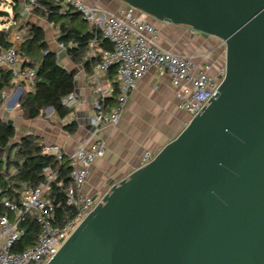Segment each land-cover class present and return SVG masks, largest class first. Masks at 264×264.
<instances>
[{"label":"water","instance_id":"obj_1","mask_svg":"<svg viewBox=\"0 0 264 264\" xmlns=\"http://www.w3.org/2000/svg\"><path fill=\"white\" fill-rule=\"evenodd\" d=\"M119 1L220 39L225 74L202 111L112 184L48 264H264V0Z\"/></svg>","mask_w":264,"mask_h":264},{"label":"built area","instance_id":"obj_2","mask_svg":"<svg viewBox=\"0 0 264 264\" xmlns=\"http://www.w3.org/2000/svg\"><path fill=\"white\" fill-rule=\"evenodd\" d=\"M62 9L71 7L88 22L95 33L110 44V48H97V61L92 66L87 82L94 96L90 124L94 132L103 126L116 125L124 110L129 94L136 88L138 80L150 69L165 76L175 87V98L180 110L189 119L200 113L209 103L219 83L222 81L224 64L213 68L211 63L197 64L191 56L175 53L159 44V32L155 24L134 7L122 3L116 11H108L84 0H56ZM35 0H23V9L30 12ZM21 34L14 33L9 45H0V69L10 71L14 87L0 91V110L6 104L15 102L24 92L35 89L36 67L25 63L18 53ZM91 41V49L95 45ZM63 48V44L60 43ZM114 70V81L107 78ZM114 102H110L111 98ZM73 93L64 98L70 107ZM100 139L85 140L71 152H65L57 143H45L42 153L57 162L55 167L43 168L44 178L35 186L26 188L19 200L3 193L0 187V264H48L62 243L68 238L80 221L93 209L104 194L94 201L82 192L89 169L96 157L103 153ZM150 152L142 156V165L153 158ZM67 161L70 167V184L62 201L49 198L51 185L57 178L59 166ZM32 214L39 226L36 238L30 246L20 249L26 230L21 226Z\"/></svg>","mask_w":264,"mask_h":264},{"label":"crops","instance_id":"obj_3","mask_svg":"<svg viewBox=\"0 0 264 264\" xmlns=\"http://www.w3.org/2000/svg\"><path fill=\"white\" fill-rule=\"evenodd\" d=\"M84 1L108 11H116L122 5L119 0ZM12 2L18 4L19 22L11 20L10 24L21 25L22 21L29 20L41 26L50 50L73 75L75 83L71 112L66 117L59 119L52 107H46L43 115L25 120L19 110L17 119H13L15 137L34 135L42 144H59L65 152H71L85 140L100 139L104 145L103 153L93 161L87 181L82 187L84 194L92 198L99 197L108 192L112 184L141 166L144 153L155 155L173 139L185 127L189 116L178 108L175 87L169 79L158 75L152 68L138 80L136 88L127 97L119 122L114 126H103L94 132L90 124L94 96L87 82L88 75L82 66L72 63L66 56L56 40V30H53L52 24L31 12L25 17L23 0H10L11 9ZM139 16L148 18L143 14ZM151 21L158 29L159 44L162 47L189 55L199 65L208 62L213 68H218L224 64L225 47L220 39L192 32L186 26ZM14 33L21 34V31L11 30L9 42ZM107 78L114 81L110 75ZM9 108H13L12 103L7 105V109ZM0 111L5 114L4 109ZM72 121L77 127L70 133L65 129V124Z\"/></svg>","mask_w":264,"mask_h":264},{"label":"trees","instance_id":"obj_4","mask_svg":"<svg viewBox=\"0 0 264 264\" xmlns=\"http://www.w3.org/2000/svg\"><path fill=\"white\" fill-rule=\"evenodd\" d=\"M31 13L44 18L56 28V40L63 44L64 53L70 61L82 66L85 73H91L92 66L97 61V48L109 49L107 40L95 33L92 26L81 18L78 12L71 7L62 9V4L56 0H35ZM14 21L19 20L18 4L12 2ZM11 25L0 29V45H9L8 35ZM21 42L18 53L25 59V63L36 67L35 89L33 92H24L19 99V110L23 119H34L44 114L46 107H52L55 115L62 119L66 117L71 108L63 100L74 92L75 83L73 75L64 68L57 59V55L50 50L43 28L29 20L22 21L19 29ZM95 39V45L90 43ZM108 75L114 79V70L110 69ZM14 87L10 71L0 69V91H10ZM114 98L110 102H114ZM77 125L74 121L65 124V129L72 133ZM15 136L12 124L0 121V187L3 193L14 200H19L22 192L38 184L43 178V168L47 165H57L54 157L42 153L43 144L34 135H24L6 147ZM13 152V154H12ZM70 167L64 161L58 169L57 178L51 185L49 198L52 201H62L65 190L70 184ZM0 210L3 208L0 206ZM21 226L26 235L20 249L33 244L39 231L34 216L28 214Z\"/></svg>","mask_w":264,"mask_h":264},{"label":"rangeland","instance_id":"obj_5","mask_svg":"<svg viewBox=\"0 0 264 264\" xmlns=\"http://www.w3.org/2000/svg\"><path fill=\"white\" fill-rule=\"evenodd\" d=\"M10 5H11L10 0H0V12H7V15H2L0 13V29L2 27H8L9 25H11L10 24L11 20H13V18H14V12H13V9H11ZM23 11H24L25 17H26V15H28V13H30L24 9H23ZM18 22L19 21L17 20V23ZM17 23L12 24V26H11L12 28H10V31L15 30V29H19L20 25H18ZM53 30H56V28L53 27ZM55 35H56V33H55ZM2 109L5 110V114L3 115V112L0 111V121H5V122L11 123L13 125V119L14 118L17 119V113L19 111V103L15 107L10 108V109H7V104H6L5 106L2 107ZM188 120H189V117H188ZM17 126H19V124ZM17 140H19L18 136H16V137L14 136V138L11 139L10 143H14ZM12 154H13V152H12ZM93 200L97 201L98 197H94ZM32 262L33 261H30L28 264H33Z\"/></svg>","mask_w":264,"mask_h":264}]
</instances>
